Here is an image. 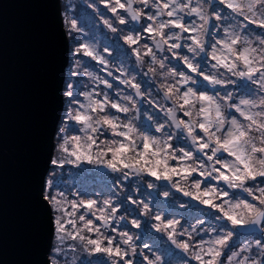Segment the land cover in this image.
Here are the masks:
<instances>
[{"label":"snow or ice","instance_id":"snow-or-ice-1","mask_svg":"<svg viewBox=\"0 0 264 264\" xmlns=\"http://www.w3.org/2000/svg\"><path fill=\"white\" fill-rule=\"evenodd\" d=\"M99 3L113 14L112 19L100 15L111 32L120 34L125 52L130 50L138 64L147 60L148 72L161 70L164 103H153L163 115L148 116L147 126L135 122L140 113L136 97L144 93L126 73L115 77L132 89L123 95L82 91L70 81L65 119L82 134H66L65 123L51 164L103 167L118 173L112 177L118 190L151 177L144 180L146 187H159L165 198L172 189L189 198L180 208L198 201L213 211L201 210L193 216L196 223L185 227L176 218L185 213L173 211L169 218L152 211L163 202L150 206L131 194L120 200L112 191L101 194L103 199L77 191L69 199L64 191L52 195L49 179V195L43 198L56 213L50 264H264V0ZM65 23L69 34L81 31L75 18L66 16ZM73 53L107 63L86 43ZM74 63L79 69L81 61ZM83 75L93 76L87 70ZM100 83L113 88L107 79ZM125 200L137 206L131 209L136 218L118 215ZM149 213L151 227L165 234L170 246L138 253V237L131 230L140 229L141 217ZM208 215L212 222L205 226ZM143 248L149 249L148 243Z\"/></svg>","mask_w":264,"mask_h":264},{"label":"water","instance_id":"water-1","mask_svg":"<svg viewBox=\"0 0 264 264\" xmlns=\"http://www.w3.org/2000/svg\"><path fill=\"white\" fill-rule=\"evenodd\" d=\"M61 0H0V264H50L45 196L64 110Z\"/></svg>","mask_w":264,"mask_h":264},{"label":"rangeland","instance_id":"rangeland-1","mask_svg":"<svg viewBox=\"0 0 264 264\" xmlns=\"http://www.w3.org/2000/svg\"><path fill=\"white\" fill-rule=\"evenodd\" d=\"M93 5H95V7ZM61 11L64 28L69 41V65L66 69L63 90L64 107L66 103L65 101H67V97L64 95V92L66 84L70 81L78 82L76 86L82 91L93 88L97 91L99 85L101 84L100 80L107 79L112 83L113 86L117 88V91H121L122 95L131 93V88L121 84L118 79H115V77H121V72H123L127 74L129 79L135 77L136 82L141 84V90L144 93L143 98L136 97L140 113L139 118L135 122L138 125L143 124L144 126H147L149 123H151L147 119L148 116L151 115L154 118L157 115L162 116L163 114L160 113L159 108H157L156 104L153 103V101H157L161 104L164 103V101L161 99L162 91L160 89V82L163 79L160 74L161 70L157 69L155 74L150 73L148 72L150 65L147 60H145L142 65L138 64L136 63L135 56L130 55V50L129 52H125V49H128V46L125 45L123 40L119 38L120 34L111 32L103 23L100 15L101 13L104 14L105 18L112 19L113 17V14L106 10L105 5L100 4L99 0H61ZM66 16L69 20L72 18L77 20V24L81 29L80 32H73L69 34L68 25L65 23ZM119 27L123 28L124 26L121 25ZM73 37L77 38L76 43L73 42ZM85 43L88 44L94 50V52L98 53L100 56H103L107 63L101 64L98 60H93L91 57L83 55L74 56L73 49ZM77 59L81 61L79 69H76L74 63V61ZM85 70L91 72L93 76L89 77L87 75H83ZM74 71H79L81 74L73 75ZM109 71L112 72L111 76L108 75ZM95 77H99V79H95ZM104 88L107 89L106 87ZM81 96L79 97L80 100H82ZM128 115L132 116V113H129ZM65 123L69 124L66 134H82L74 132L72 128V122H67L66 119H64V123L60 128L58 125L55 135L53 158L58 156V140L63 134H65L62 132ZM139 143L140 140L137 139V144ZM70 165L71 164H66L64 168L61 169L51 164V167L54 168H52L53 171H50V175L47 180L51 179L53 181L52 195H54L56 191H64L68 193V198L72 199L74 197L71 195V193H75L77 191H87L89 193H95V198L103 199L104 195L101 194H107L109 191H112L118 193L120 200L124 199L125 194H131L137 201L143 200L149 203L150 206L155 205L157 201L161 200L164 207H154L152 211L163 212V214L169 218H172L173 211L177 214L185 213V215L176 216V218L181 220V223L185 227H188L189 223H196L195 219H193V216L199 215L201 210L208 213L213 211L206 209L205 206L200 205L198 201H191V206L188 209L180 208V204L188 202L189 198L184 197L182 193L176 192L173 189L169 197L165 198L163 196L165 200L164 198L162 199L160 195L163 193L159 187L151 189L146 187L144 180L153 179L151 177L141 178L136 183L132 184L130 188L118 190V186L113 183L112 179V177L118 175V173H111L110 170L106 169L100 175H97L93 173L92 165L87 167L83 166L84 168L90 169V171H87L86 173L80 170L82 165L80 168H77L75 165H71L73 168H70ZM124 183L127 185L128 181H125ZM161 183L163 182H157L158 185ZM46 195H49V190L47 187H45V196ZM136 207V205H131L130 201L125 200L121 205V210L118 215H125L127 220L136 218L135 214L131 212V209ZM125 208H128L129 212H124ZM189 212L191 215H188ZM55 215L56 213L53 212V218ZM151 215L152 213H149L148 216L141 217L142 224L140 229L131 230L133 235L138 237V239L135 240L138 253L151 254L150 249L154 251L155 248H168L170 246V241L167 240L166 235L156 232L155 229L151 227V224L154 222L151 220ZM204 218L206 221L205 226L212 222L211 215L205 216ZM116 223L123 224L125 222L117 221ZM144 242L148 243L149 249L143 248ZM55 245L56 240L54 233L53 243L49 255L50 260L54 255L52 248L55 247ZM137 260H139V256L137 257Z\"/></svg>","mask_w":264,"mask_h":264},{"label":"trees","instance_id":"trees-1","mask_svg":"<svg viewBox=\"0 0 264 264\" xmlns=\"http://www.w3.org/2000/svg\"><path fill=\"white\" fill-rule=\"evenodd\" d=\"M69 65V64H68ZM105 86L103 85V84H100L99 85V88H98V90L97 91H101V90H103V91H107L108 93H109V95L110 96H115V93L116 92H120L121 93V91H117V88L115 87V86H113V88H112V90L110 91V90H107V89H105L104 88ZM94 89V88H93ZM93 89H85V91H92ZM122 95V94H121ZM81 98H82V100L81 101H83L84 100V97L83 96H81ZM66 103H67V101H65ZM65 103V107H64V110H63V113H62V117H61V120H60V122H59V128L61 127V125L64 123V119H65V112L67 111V109H68V105ZM114 111V110H113ZM121 115H123V114H121ZM110 134V133H109ZM87 167V166H89V165H82V167L80 168V170L82 171V169H85L84 167ZM70 168H73L71 165L69 166ZM93 167V169H92V171H93V173H95V174H97V175H100L104 170H106L105 168H103V167H99V168H95L94 166H92ZM52 168H54V167H51L50 168V171H53L52 170ZM49 175H50V172H49ZM49 175H48V177H49ZM48 177H47V179H48ZM47 181V180H46ZM174 191H175V189H173ZM161 196V198L163 199L164 197H163V194H161L160 195ZM164 200H165V198H164ZM160 202H161V200H159ZM158 202V201H157ZM156 202V203H157ZM156 208V207H155Z\"/></svg>","mask_w":264,"mask_h":264}]
</instances>
